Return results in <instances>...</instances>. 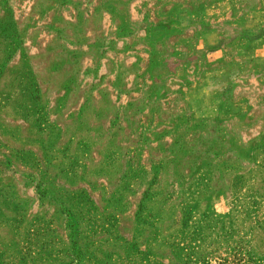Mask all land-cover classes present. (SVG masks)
<instances>
[{"label": "rangeland", "instance_id": "rangeland-1", "mask_svg": "<svg viewBox=\"0 0 264 264\" xmlns=\"http://www.w3.org/2000/svg\"><path fill=\"white\" fill-rule=\"evenodd\" d=\"M263 29L264 0H0V264H264Z\"/></svg>", "mask_w": 264, "mask_h": 264}, {"label": "crops", "instance_id": "crops-1", "mask_svg": "<svg viewBox=\"0 0 264 264\" xmlns=\"http://www.w3.org/2000/svg\"><path fill=\"white\" fill-rule=\"evenodd\" d=\"M253 23L251 26H258L260 23H262V14L261 13H254L252 14L250 18ZM263 33H260V35L255 36L253 39L248 40L246 39L244 45L239 50V56L242 59L250 60L253 62H256L258 60L264 61V29L261 30ZM225 70L220 71L217 73L216 78H222L225 77ZM206 80L209 77L207 75L204 77ZM199 83V82H198ZM192 89L196 88V85H193ZM206 93V94H205ZM224 91H212V88L209 90H204V96L202 98H197L194 95L191 96V103L192 105L198 110V114L200 116H206V117H214L217 115H224L225 112H227L228 106L220 107L219 101H221L223 97Z\"/></svg>", "mask_w": 264, "mask_h": 264}]
</instances>
